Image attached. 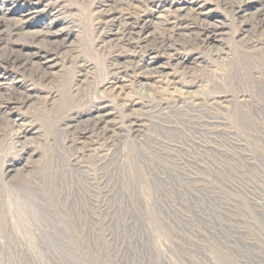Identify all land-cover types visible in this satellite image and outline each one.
<instances>
[{
  "label": "rangeland",
  "instance_id": "obj_1",
  "mask_svg": "<svg viewBox=\"0 0 264 264\" xmlns=\"http://www.w3.org/2000/svg\"><path fill=\"white\" fill-rule=\"evenodd\" d=\"M4 1L0 0V16L13 23L24 22L21 33L13 39L28 42L41 25L48 23H53L54 31L66 29L68 35L45 64L41 80H31L15 69L0 66L1 83L14 87L15 96L23 97V101L0 113V264H60L46 244V238L52 235L62 241L65 235L66 245L82 263L92 264L79 255L77 247L82 251L88 248L89 252L99 249L101 255L105 254L104 264H114L111 244L105 240V223L112 215H106L105 208L112 204L108 199L115 193L114 180L106 175L116 167L123 178V203L152 209L142 210L141 217L150 215L155 219L160 211L165 214V208L171 207L170 216L186 220L190 218L187 210L193 214L194 207L201 204L243 208L254 197H261L264 162L246 166L247 132L237 124L236 115H250L255 105L264 109L259 101L264 99V42L260 46L248 44L259 33L241 27L239 19L232 20V13L225 10L224 5L240 0H220L219 4L208 0H152L148 12L155 22L169 5L182 6L186 13L200 3L221 22V32L214 43L179 51L181 57H198L196 62H187L185 69L170 64L164 71L167 75L160 80L135 81L119 89L109 88L108 84L114 79L107 68L114 55L111 36L103 24H97L104 0ZM263 3L243 0L241 6L248 14ZM23 10L29 13L21 16ZM151 25L145 33H152L155 25ZM5 48V42L0 41V54L6 52ZM216 49H220L217 56L212 53ZM129 53L123 56L129 57ZM148 58L137 56L134 60L167 63L161 54ZM243 61L250 62L253 76L249 71H240ZM190 72H195L201 83L188 89L184 84L189 79L183 76ZM152 86L179 101L193 103L194 109L181 107L173 118L161 115L147 119L144 115L148 106H136L135 110L141 108L138 114L143 116L144 126L135 138L129 136L126 129L119 130V101L126 100L127 105L138 101L135 96L150 94ZM212 91L225 98L217 109L205 103ZM94 106L107 107L106 112L111 113L109 125L117 132L107 160L102 146L94 145L95 150L86 147L75 157L68 150L71 134L65 127L74 118L90 114ZM259 128L264 130V125L256 123L253 129ZM23 130L26 132L20 136ZM146 140L151 146L141 148L138 144ZM115 156L118 159L114 163L111 159ZM198 189L208 192L204 199ZM88 220L95 225L96 242L88 240L86 231L75 228ZM149 226L160 231L157 222ZM207 249L216 260L232 264L229 256L211 246Z\"/></svg>",
  "mask_w": 264,
  "mask_h": 264
},
{
  "label": "bare ground",
  "instance_id": "obj_2",
  "mask_svg": "<svg viewBox=\"0 0 264 264\" xmlns=\"http://www.w3.org/2000/svg\"><path fill=\"white\" fill-rule=\"evenodd\" d=\"M208 1L217 4L221 2L220 0ZM242 1L234 3L227 1L228 4L224 5L225 10L232 13L231 17L234 18L232 20L239 19L241 27L249 28L256 35L259 33L258 38L248 41V44L260 46L264 42V3L247 14L242 10ZM152 2V0H112V2L104 0V3L102 2L97 24H103L104 30L109 32L113 44L112 54H114L108 61L107 67L108 73L114 78L108 83L110 84L109 88L119 89L120 85L135 81L141 83L142 81L151 82L156 78L160 80L162 76L167 75V73L164 74V71L170 64L185 69L187 62H196L198 57H188L187 55L181 57L179 51H191L214 43L221 32V22L213 19L209 15L210 10L208 11L203 4H197L186 13L182 6L169 5L164 16L155 22L151 12H148L149 7L153 6ZM28 13L29 11L23 10L21 16ZM23 23V21L13 23L6 16H0V41H4L6 44V52L0 54V66L15 69L23 77L26 76L31 80H41L43 77L40 76V73L45 70V64L50 62V58L56 54L68 34L66 29L54 31L53 23H48L41 25L31 36L30 41H17L13 37L21 33ZM151 24L155 25L152 33H145ZM219 51L220 49H216L212 53L217 56ZM125 52H130L126 56L132 57L131 60L128 59L129 57L123 56ZM159 54L166 57L167 63H142L134 60L137 56L145 55L149 56V60H152L155 55ZM250 66V62L246 61L239 64L240 71H249L250 76H253ZM177 75L175 76L177 77ZM181 75L183 74L181 73ZM187 75L189 76L187 77ZM185 77L189 80L183 84L188 89L201 83L195 72L185 74L183 79ZM238 82L242 83L240 79ZM176 84L172 83V85ZM5 85L0 81V113L8 111L10 107L17 104L16 102L23 101L22 94L19 95L20 97L15 96L16 89ZM179 85H182L181 82ZM150 91V94L135 96L138 101L131 103L127 100L130 102L128 105L125 104L126 100L120 99L119 102H122V104H118L120 108L117 105L119 108L117 115L120 117L119 130L126 129L127 134L134 135V138L138 135L144 120L143 116L139 115L141 108L134 109L139 105L140 107L148 106L146 115H144L147 119H157L161 115L173 118L172 115L177 114L182 108L192 107L194 109L193 103L179 101L167 91L161 90L160 87L152 86ZM221 95L220 92L212 91L205 97V103L210 108L217 109V106L225 103V98L217 97ZM259 101L264 103V99H259ZM106 108V106H94L90 114L80 119L74 118L71 123L67 124L65 130L71 134L68 150H71L73 157L87 149L86 147L95 150L96 148L93 147L96 145L106 148L107 160L110 149L115 146L117 132L116 128L109 125L111 113H107ZM247 115L239 113L236 115V120L239 127L247 132L244 134L247 145V147L245 146L244 161L249 167L252 162L257 161L260 164L264 162V130L262 128H259V131L253 129L256 123L264 125V109L255 105L252 107L250 115ZM25 132L26 130H23L19 135H24ZM138 145L146 149L151 146L148 140ZM121 154L123 155V153ZM117 159L118 157L115 156L114 160H111L115 163ZM118 169L119 167H116L106 175L110 180H114L112 190H115V193L108 199V202L112 204L105 208L106 215H112L105 223L107 224L105 228L107 242H105L107 245L111 244L114 264H227L212 257L210 250L207 249L208 246L229 256L232 264H264V193L260 194L261 197H254L247 206H242L243 208L214 206L209 202V205L200 203L202 207L195 206V213L191 214V210H187L190 218L185 220L170 216V210L174 208L166 207L165 214L160 211L159 217L151 219L150 215L148 218L139 216V213L142 214V210L145 212L152 210L148 205L135 206V203L134 205L127 204L121 200L123 178L116 172ZM197 191L203 199L205 193H208L202 189ZM154 222H157L160 231L149 226V223L153 224ZM75 228L86 231L88 240L95 241L97 238L95 225L91 220L85 221L82 227ZM174 230L176 234H173ZM52 236L46 238V244H48L51 254H55L54 261L57 259L60 264H85L66 245L67 237L65 235L62 236L63 241ZM93 247L96 249L95 243H93ZM83 250L85 252L77 247L79 255L86 257V260L92 264L107 263L105 254L102 252L101 255L99 249L89 252V249L84 247Z\"/></svg>",
  "mask_w": 264,
  "mask_h": 264
}]
</instances>
